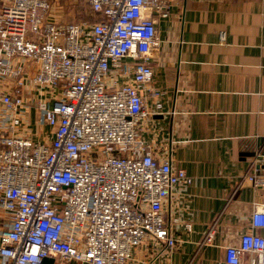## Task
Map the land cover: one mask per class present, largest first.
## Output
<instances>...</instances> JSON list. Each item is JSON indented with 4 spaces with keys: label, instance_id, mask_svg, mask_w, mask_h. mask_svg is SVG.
I'll use <instances>...</instances> for the list:
<instances>
[{
    "label": "built area",
    "instance_id": "obj_1",
    "mask_svg": "<svg viewBox=\"0 0 264 264\" xmlns=\"http://www.w3.org/2000/svg\"><path fill=\"white\" fill-rule=\"evenodd\" d=\"M73 1L0 0V264H130L148 238L170 250L178 243L165 204L194 178L156 156L142 123L147 92L163 93L150 87L156 18L182 0H81L103 18L63 22L61 2ZM28 84L50 141L22 133ZM262 156L245 176L255 188H264ZM261 228L264 202H255L225 264H264ZM215 232L213 224L201 245Z\"/></svg>",
    "mask_w": 264,
    "mask_h": 264
},
{
    "label": "crops",
    "instance_id": "obj_2",
    "mask_svg": "<svg viewBox=\"0 0 264 264\" xmlns=\"http://www.w3.org/2000/svg\"><path fill=\"white\" fill-rule=\"evenodd\" d=\"M156 19L150 87L163 93L147 92L143 137L156 156H170L194 179L174 186L165 204L167 218L177 219L176 247L148 238L130 264H225V246L239 242L254 203L264 202V188L245 177L260 153L255 166L264 173V0L173 1L169 16ZM27 87L22 133L50 141V127L37 123V95ZM213 224V242L201 245Z\"/></svg>",
    "mask_w": 264,
    "mask_h": 264
},
{
    "label": "rangeland",
    "instance_id": "obj_3",
    "mask_svg": "<svg viewBox=\"0 0 264 264\" xmlns=\"http://www.w3.org/2000/svg\"><path fill=\"white\" fill-rule=\"evenodd\" d=\"M61 4H62L61 6H63V4L65 5L63 8L64 10V16L62 17L63 22L84 19L89 15L88 8L79 1L61 2ZM60 263L63 264L64 261L58 258L56 264H60Z\"/></svg>",
    "mask_w": 264,
    "mask_h": 264
},
{
    "label": "trees",
    "instance_id": "obj_4",
    "mask_svg": "<svg viewBox=\"0 0 264 264\" xmlns=\"http://www.w3.org/2000/svg\"><path fill=\"white\" fill-rule=\"evenodd\" d=\"M77 1H79V2L82 3V4H84V5L88 8V10H89V15H88L86 18H84V19H80V20H72L71 22H73V21H83V20H85V21H89V22H96V21H100V20L103 18V17H102V14H100V13L94 11L89 5H87V4L84 3L83 1H81V0H77Z\"/></svg>",
    "mask_w": 264,
    "mask_h": 264
},
{
    "label": "water",
    "instance_id": "obj_5",
    "mask_svg": "<svg viewBox=\"0 0 264 264\" xmlns=\"http://www.w3.org/2000/svg\"><path fill=\"white\" fill-rule=\"evenodd\" d=\"M55 260H56L55 258L48 257V258H45L44 263L45 264H54Z\"/></svg>",
    "mask_w": 264,
    "mask_h": 264
}]
</instances>
